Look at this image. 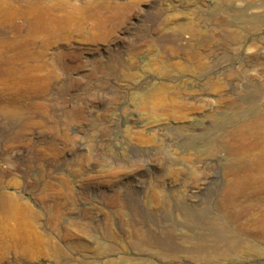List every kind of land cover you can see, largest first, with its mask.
<instances>
[{"label": "rangeland", "instance_id": "1", "mask_svg": "<svg viewBox=\"0 0 264 264\" xmlns=\"http://www.w3.org/2000/svg\"><path fill=\"white\" fill-rule=\"evenodd\" d=\"M262 128L264 0H0V264H264Z\"/></svg>", "mask_w": 264, "mask_h": 264}, {"label": "bare ground", "instance_id": "2", "mask_svg": "<svg viewBox=\"0 0 264 264\" xmlns=\"http://www.w3.org/2000/svg\"><path fill=\"white\" fill-rule=\"evenodd\" d=\"M54 22L60 28L70 27L73 24L70 19L61 21L54 20ZM259 131L264 138V129H259ZM242 145L238 142L230 144L229 153L233 154V156L237 159L238 163H242V165H246L248 162L251 163V169L248 170V172L242 174L241 176H235L233 179L234 184H237L238 187L242 186L246 192L250 191V193L253 192L254 195L258 196L264 192V144L259 142L249 148H246ZM6 204L5 206L3 205L4 208L7 206ZM13 207L14 206L5 208V210L10 212H17V210ZM258 219L261 220V217H258ZM215 220H213L212 222H215L216 224L218 222L220 223V221H217L216 218ZM212 237H209V241H212Z\"/></svg>", "mask_w": 264, "mask_h": 264}]
</instances>
